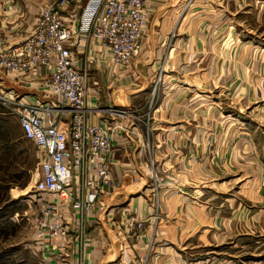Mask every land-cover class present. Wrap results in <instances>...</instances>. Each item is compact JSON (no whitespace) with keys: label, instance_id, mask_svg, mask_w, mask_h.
Segmentation results:
<instances>
[{"label":"crops","instance_id":"crops-1","mask_svg":"<svg viewBox=\"0 0 264 264\" xmlns=\"http://www.w3.org/2000/svg\"><path fill=\"white\" fill-rule=\"evenodd\" d=\"M258 1L260 4V0H253L257 4ZM219 3V5L213 7L221 11L222 14L226 13L231 22L226 21L222 14L219 20L199 22L192 20V2L190 0H152L153 10L144 41V50L142 55L134 62V67L129 75L131 81L125 78L126 75L122 78L112 76L114 80L117 78L116 84L112 87L110 100L105 101L104 106H100V108L103 107L102 113L108 111L109 105L128 108L131 112L133 107L143 109V106L149 101L147 99H149V93H151L152 80H149V78L156 77L161 73L166 79H162L163 82H161L162 86L161 89L159 88L158 97H162L161 100L165 107L162 109L158 105V110H156L152 119V128L157 131L155 138L160 141L165 138V131L167 130L160 126L175 130L181 124H192V86H194L192 78H197L192 73V58L199 54L196 48L192 52V44L200 47L201 45L208 46V42L211 50L206 52L204 57L206 60L217 62V69L210 73V76H222V83L225 82V86L230 85V80L234 81L236 79L239 93L243 87L250 84L247 82L252 80V86L248 85V87L251 86L248 92H252L253 96L258 95L260 91L256 90V83L264 76V59H261V54L264 55V42L241 39L244 46L239 64L225 57V60H222L224 54H230L232 51L224 53L220 49L221 41L231 26L240 28L245 25V21L233 19L232 15L235 16L236 12L240 10H243V12L250 11L249 4H242L240 9L234 10V8L230 9V0H221ZM254 6L257 7L250 9L257 12V22L264 24V18L261 14L264 6L258 7L259 5L255 4ZM209 16L214 17L212 14H209ZM10 17L13 20L11 29H14L17 35L27 32L33 22L26 21L19 14ZM194 17L196 18V15ZM196 28L200 29L199 33L196 32ZM246 50L248 51L247 54H245ZM166 61L169 62V66L164 69L163 64ZM219 61L220 66L218 67ZM223 64H226L227 70H225ZM142 67L146 72L150 70H153V72L145 75L142 72ZM229 67L231 68L229 69ZM218 72H221V75H217ZM0 78V85L9 88V92L13 96L14 93L20 94L23 92L30 94L26 97L30 99L39 94L37 86H30L26 81L19 82L4 74L0 75ZM234 85L235 83H233ZM215 86L218 87V85ZM182 92L188 94L185 99L179 96ZM197 92L202 93L205 91L200 88V85H197L195 93ZM117 97L121 100H126V97H133L132 103L145 102L143 105L136 106L128 103L127 100L120 102ZM110 101H112L111 104ZM234 107L237 110L240 109L237 106ZM216 110L215 114H218L221 120L219 124L224 127L227 135L225 148L222 147L223 155L221 156L226 160L223 165L226 169L221 170V175L216 179L219 181L217 184L226 185L228 188H232L233 185H237L238 188L247 187L250 195H247V197L234 195L235 197L232 198L226 194L220 195L217 191L212 192L211 195L205 194L204 203L209 205H214L210 201L219 196L224 198V200H219L220 207L215 212L205 211V222L209 226L214 225L217 230L204 231L203 233H200L201 230H196L188 233L187 236L189 240L196 236L206 238L204 234L211 237L212 241L208 246L209 255L194 258L186 255L182 257L183 254L187 253L185 249L188 247L182 248V246L172 242L167 244L163 243L164 240L159 241L162 236L175 238L177 227L172 220L162 225L158 229L159 232H155L154 239L156 238L155 242L158 241V243H154L153 240L151 248L149 246L150 237L129 245L126 241L121 248L118 246L116 238L120 242H124L128 238V230H126L127 228L123 229V225L126 224L129 215H133L135 211L143 216L153 209L150 197L146 196L145 198L143 196L149 190L147 187H128L125 186V183L123 184L127 175L132 176L133 165L137 166L139 156L136 149L132 150L133 146H130L132 143V145H135V141L132 138H126L113 157V173L117 187L114 196L107 202L108 208H105L102 212L99 208L96 209L92 217L95 220L91 219L86 223L83 236H80L78 225L72 216L73 219H70L69 224H67L69 230L67 237L60 236L47 239L45 243L43 242L44 247L41 243L34 246L35 254L38 257L41 255L39 258L40 264H264V129H262V123L258 119L247 118L246 120L245 117L241 116V111L232 109ZM155 124H157L156 127ZM188 135H191V133L189 132ZM166 136L169 137V134ZM171 138L177 139L176 142L179 146L187 140L183 135H174ZM144 149L141 148V154ZM177 152H179L178 157L183 155L182 149ZM123 156L128 157V161L124 162ZM208 165L212 168V171L222 169V166L218 168L217 162L214 163L213 160L209 161ZM136 192L141 194L140 196L137 195L138 198L134 196V194H137ZM186 194V192L178 194L179 203L192 201L190 196ZM224 201H229L231 208ZM65 210L66 214L70 216V210L68 208H65ZM96 217L99 218L98 221H96ZM250 237L255 238L253 242H258L260 245L254 248L255 254L252 253L249 257L243 258L238 254L246 249V244L243 243L242 239ZM213 241L216 243L214 244ZM230 243L231 246H229ZM257 249L260 250L257 251ZM215 251L216 253H214ZM229 251L237 254H231ZM3 256L4 252H0V264L5 260Z\"/></svg>","mask_w":264,"mask_h":264},{"label":"rangeland","instance_id":"rangeland-1","mask_svg":"<svg viewBox=\"0 0 264 264\" xmlns=\"http://www.w3.org/2000/svg\"><path fill=\"white\" fill-rule=\"evenodd\" d=\"M52 1L54 0H0V35L6 36L9 33L7 35H12V38L17 35L14 29H11L13 20H11L10 16L18 14L26 21H33L27 29V32L31 31L34 29L43 7ZM190 1L192 2V20L197 22L219 20L222 13L213 6L219 5L221 0ZM263 1L260 0V4L259 1L257 4L253 0H230V9L238 10L242 4H249L250 11H235V16L232 15L233 19L245 21V25L240 28L231 26L227 31L221 41L220 49L224 53L230 50L232 52L227 55L223 53L222 60H225V58L232 59L239 64V60H241L243 55L244 45L241 43L242 40L247 41L250 39L255 42H264L262 40L264 38V24L257 22V12L250 9L257 7L254 4L259 5L258 7H263ZM73 6L70 9L80 14L79 6ZM71 10H67L65 13ZM209 14L214 17L209 16ZM261 14L262 18H264V9H262ZM195 15L196 18L194 17ZM222 15L226 18V21L231 22V19L227 18L226 13ZM196 32L199 33L200 29L196 28ZM25 33L22 32V35ZM204 46L196 47L192 44V52L194 48L199 51V54L192 58V73L197 76V78H192V84H194L192 86V124H181L175 130L160 126L167 130L165 131V138L162 141L155 138L157 131L152 128V119L156 110H158V105L162 109L165 107L161 100L162 97H158L159 88L161 89V82H163L162 79H166L161 73L156 77L149 78V80H152L150 85L151 93H149V99H147L149 101L143 106V109H140V107L131 108L137 117L135 119L137 133H129L130 138L135 141V145H132V143L130 146H133L132 150L136 149L139 156L137 166L133 165L132 174L129 172L132 176L127 175L123 184L125 183V186L128 187H147L149 190L143 196L145 198L146 196L150 197L153 209L150 213L143 216H140L135 211L133 216L129 215L128 219L132 217L134 219H132L130 224L127 220L126 224L123 225V229L127 228L126 230H128V238L124 242H120L117 238L115 239L120 248L125 245L126 241L129 245L138 243L147 237H150L149 246L151 248L153 240L154 243H158V241L155 242L156 238L154 239L155 232H159L158 229L162 225L172 220L177 227L175 238L162 236L159 241L164 240L163 243L167 244L172 242L182 246V248L188 247L185 249L187 253L183 254L182 257L186 255L194 258L209 255L208 246L211 244V237L204 234L206 238L196 236L189 240L187 236L188 233L196 230H201L200 233L217 230L213 224V226H209L205 222V211L215 212L220 207L219 200H224V198L219 196L210 201L214 205H209L204 203L205 194L211 195L212 192L217 191L220 195L226 194L232 198L235 197L234 195L245 197L250 195L247 187L238 188L237 185H233L232 188H228L226 185L217 184L219 181L216 179L221 175V170L226 169L223 166L226 160L221 156L223 155L222 147L225 148L227 135L224 127L219 124L221 120L219 115L215 114V111H217L216 109L221 111L226 109L241 111V116L245 117L246 120L247 118L258 119L262 123V129H264V76L256 83V90L260 91L256 96H253L252 92H248L252 86V80L247 82L251 86L243 87L240 93L238 92L239 86L236 79L234 81L230 80V85L225 86V82L222 83V76H210V73L217 69V62L215 60H206L204 54L210 52L211 47L209 42L208 46ZM247 52L246 50L245 54ZM87 53L88 51L85 54H81V56L85 57ZM263 56L262 53L261 59H264ZM98 65L94 63L91 67V72L96 75L99 81L102 95L101 106H104L105 101L109 100V96L111 97L112 87L116 83L111 86V78L108 76V69L112 67L107 65L98 67ZM163 65L165 69L169 66V62L166 61ZM223 65L225 70H227L226 64ZM219 66L220 61L218 63ZM142 68V72L145 75L153 72V70L146 72L144 67ZM129 75L130 73L126 74L125 78L131 81ZM217 75H221V72H218ZM233 83H235L234 86ZM197 85H200V88L205 92L195 93ZM215 85H218V87ZM22 95L30 94L22 92L19 97H22ZM44 96L45 94L39 91L38 97L44 98ZM179 96L185 99L188 94L182 92ZM13 97L9 92V88L0 85V252H4L3 257L5 259L1 264H40L39 258L41 255L38 257L35 254L34 246H38L41 243L42 247H44L43 244L47 240L38 236L39 227L37 221L40 217L42 206L38 203L29 202V196L32 194L35 181L38 178L40 157L38 148L32 140L25 136L19 124L18 108L12 101ZM119 97L117 98L120 99V102H124L125 99L121 100ZM126 98L128 103L136 106L143 105L145 102L132 103L133 97ZM160 102L161 104H159ZM234 106L241 110H237ZM100 109H103V107ZM109 115L110 112L107 111L105 113L100 112L99 116L105 118ZM156 126L157 124H155ZM189 132L191 135H188ZM167 134H169V137L166 136ZM174 135H183L187 140L183 145L179 146L176 142L177 139L171 138ZM141 148H145L142 154L140 153ZM179 149H182L183 152L181 157L177 156ZM126 156H123L124 162L128 161ZM211 160L214 163L216 161L217 167L222 166V169L219 168L216 169L217 171H212V168L208 165ZM229 161L231 162V159ZM117 184L121 185L120 183ZM183 192H186L192 201L179 203L178 194H183ZM136 193L134 196L138 198L141 194L140 192ZM112 197L108 198L106 202ZM224 202L231 208L229 201ZM140 222L143 224L142 228H139ZM75 223L79 225V222ZM83 234L84 232L80 236H83ZM253 239L255 238L242 239L243 243L246 244V249L238 254L243 258L249 257L252 253L255 254L254 248L260 245L258 242H253ZM213 243L215 244L216 242L213 241ZM229 246H231V243ZM35 248L37 249V247ZM259 250L257 249V251ZM229 253L237 254L231 251Z\"/></svg>","mask_w":264,"mask_h":264},{"label":"built area","instance_id":"built-area-1","mask_svg":"<svg viewBox=\"0 0 264 264\" xmlns=\"http://www.w3.org/2000/svg\"><path fill=\"white\" fill-rule=\"evenodd\" d=\"M73 5L80 14L70 9ZM152 10V0H54L31 31L0 35V74L45 94L27 99L14 93L12 99L40 157L29 202L42 206L37 224L43 239L68 236L73 218L81 234L97 208H108L106 200L116 189L113 157L129 133H137V117L112 105L108 117L99 116L101 87L91 67H112H107L111 86L131 73L142 55Z\"/></svg>","mask_w":264,"mask_h":264}]
</instances>
